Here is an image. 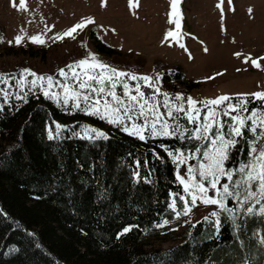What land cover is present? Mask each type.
Wrapping results in <instances>:
<instances>
[{"label":"trees","instance_id":"obj_1","mask_svg":"<svg viewBox=\"0 0 264 264\" xmlns=\"http://www.w3.org/2000/svg\"><path fill=\"white\" fill-rule=\"evenodd\" d=\"M95 29L90 37L97 54L113 65L120 64L116 58L124 59L123 67L135 69ZM6 52L47 56L43 46H10ZM154 68L167 89L180 85L189 91L197 85L184 79L179 66L157 59ZM250 106L263 107V102L254 100ZM83 120L102 126L82 105L63 108L41 92L23 99L0 97V264H264V217L258 212L244 211L234 219L220 213L219 232L213 218H202L180 242L146 247L147 236L172 238L169 225L156 228L175 221L169 204L173 193H183L172 155L192 153L197 144L190 138L195 125L184 116L176 120V135L147 132L145 140L116 126L108 129L107 139H89L80 133ZM254 138L247 129L237 137L226 169L249 161ZM227 205L233 208L230 198ZM126 226L134 227L118 238Z\"/></svg>","mask_w":264,"mask_h":264},{"label":"rangeland","instance_id":"obj_2","mask_svg":"<svg viewBox=\"0 0 264 264\" xmlns=\"http://www.w3.org/2000/svg\"><path fill=\"white\" fill-rule=\"evenodd\" d=\"M249 9L252 11L249 12ZM89 17L95 23L88 25L83 31L77 30L74 39L72 37H65L63 40L54 39L58 35H63L84 18ZM170 20L173 22L170 23ZM177 20L180 28L176 27ZM93 28H96L95 34L101 41L116 48L121 54H126L127 60L135 65V69L123 67L122 64L125 61L123 58H121L122 61L116 58V62L120 64L113 65L112 61L98 55L90 37ZM169 31L176 32L177 36L169 37L168 41H165V35ZM17 36L23 38L20 44L15 42ZM33 36L41 37L45 43H33L31 41ZM177 39L179 43L176 42ZM180 43L184 44L185 48H181ZM29 45L46 47L47 56L40 59L26 54H7L6 52L10 46L18 48ZM205 48L208 49L207 52L204 51ZM237 53L241 55L238 56ZM89 54H93L96 60L129 75L152 77L154 87L159 88L160 93L168 94L169 107L183 104L187 108L186 98L188 97L206 102L227 95L232 98L231 103L233 104L241 99L252 102L258 99L250 94L264 93V59H261L264 58V0H231V3L228 0H179L175 13L171 0H139V7L131 9L129 0H106V4L104 0H26V8H20L19 0H0V76L7 81L6 84L0 83V89L7 91L8 95L24 97L30 93H43L48 90L58 95V99L50 98L55 105L73 109L76 101L70 98L68 104L65 105V93L60 85H71L73 90L86 94V90L79 89L76 81L71 78V72L67 66L89 58ZM136 58H142L144 63L136 62ZM246 58L251 59L245 63ZM157 59L168 63L170 67L179 66L185 75L184 79L197 85L189 91L180 85L165 88L161 79L158 82L155 80L159 73L154 68ZM252 60H257L260 67H255ZM26 69L36 75H30L29 72H25ZM61 69L68 72L67 80L59 75ZM77 72H80V69H77ZM218 73L220 75H217ZM159 74L161 77V73ZM41 76L45 77V80L40 81L38 77ZM49 76L53 77L51 89H48L47 77ZM121 79L130 87H134L139 82L146 94L153 92V89L145 86L143 81L130 80L127 77ZM34 80L36 81L35 86L32 85ZM116 91L118 95H122V88L117 87ZM178 94L185 99H175ZM91 95L94 99L98 98L95 93ZM108 99L110 100V97ZM155 99L162 104L164 96L157 95ZM79 102L85 109L84 101L80 99ZM92 102L90 100L89 104ZM250 102L247 104L249 112L264 111V101H262L263 107H252ZM102 105L103 100L100 105L101 111H103ZM197 108L202 110L201 116L207 111L203 104H197ZM223 108L224 106L216 108L217 119L224 122V131L227 132L233 121L223 116ZM159 111L164 113L166 109L160 107ZM84 113L87 114L85 110ZM238 114L247 116L249 113L240 111L239 113L233 112L231 115ZM92 116L100 120L102 126L83 120L80 124L81 135L95 136L91 129L106 134L108 129L115 126L124 131L123 126L111 124L108 119L101 118L100 115L92 114ZM179 116H184V114L181 113ZM149 119L151 120V116ZM164 119L173 129L176 127V121L166 116ZM136 123H142V119L137 120ZM247 123L251 125L252 121L249 120ZM57 125L61 126L56 122ZM157 128H160V124H157ZM195 128L196 125L194 130ZM259 131L260 129H257V132ZM147 132L150 134V131ZM147 132L144 133L145 136ZM226 139H237V137H226ZM254 142L259 148L261 144H264V139L255 135L251 146ZM197 147L203 150L211 149L212 146L206 141L197 140L195 148ZM179 153L187 157L193 152H178L172 155L173 160ZM175 162L177 164L176 176L179 173L186 178L187 167L191 165L197 168L200 160L199 158L189 159L187 164ZM241 178L240 173L233 176L234 180ZM223 183L229 182L222 179L221 184ZM229 186L231 189L232 184L230 183ZM243 190V186L237 189L240 192ZM213 194L212 190H209V195ZM230 199L233 203L232 213H221H226L231 218L255 204V200H250L241 206L236 199ZM261 204H264V201H261ZM255 207L258 210L260 204H255ZM213 211H219L217 206L200 205L193 209L189 216H181L179 219L175 217V221L166 225L160 224L163 226H157L156 229L169 225L168 233L172 235V238H165L166 234L147 236L145 238L146 247L168 248L180 242L191 224L205 216L215 219L210 216Z\"/></svg>","mask_w":264,"mask_h":264},{"label":"snow or ice","instance_id":"obj_3","mask_svg":"<svg viewBox=\"0 0 264 264\" xmlns=\"http://www.w3.org/2000/svg\"><path fill=\"white\" fill-rule=\"evenodd\" d=\"M228 2L231 3V0H228ZM104 3L106 4V0H104ZM171 4L173 12L175 13L179 0H171ZM13 6H15V2H13ZM19 6L20 8H26V0H19ZM134 7H139V0H129V8ZM251 11L249 9V12ZM169 22L172 23L173 21L170 20ZM94 23L95 21L92 18H84L80 23H77L67 32L63 33V35H58L54 39L63 40L65 37H72L74 39V34L77 33V30L83 31L85 27ZM176 27L180 28L178 20L176 21ZM176 36V32L169 31L165 35V41H168L169 37L175 38ZM22 39L21 36H17L15 42L20 44ZM31 41L39 44L45 43L39 36L31 37ZM176 42L179 43V40L177 39ZM179 46L185 48V45L182 43ZM204 51L207 52L208 49L205 48ZM237 55L239 56L241 54L237 53ZM249 59L251 58H246L245 63ZM251 62L255 67H260L257 60H252ZM67 68L70 70L71 78L76 81L78 88L86 90V94L73 90L71 85L61 84L60 86L65 93V105L68 104V100L71 98L76 101L73 107L80 109L81 105L79 101L82 99L86 105V108L83 110L87 114L100 115L101 118L108 119V122L111 124L123 126L125 132L129 135L137 136L140 140H145L144 133L147 131H150V134L153 136L176 135L180 130V125L177 123L173 129L164 117L166 116L168 119L176 121L179 114L183 113L190 124L196 125L195 130L190 133V138L210 143L212 146L211 149L206 148L202 150L200 147H197L191 156L185 157L183 153H179V155L174 157V161H178L180 164H187L189 159L199 158L200 160L197 168L191 165L187 167L186 178L179 173L177 174V179L183 187V194L173 193L171 203L169 204V208L175 213L176 219H179L181 216H189L193 212V209L198 208L200 205H215L219 211L210 213V216L215 218L211 223L216 231L219 232L221 226L219 214L221 212L232 213V209L226 203L229 198L236 199L241 206L247 204L250 200H255V204H260L259 209L257 210L255 204H253L246 208V213L248 215H254L258 212L261 217H264V204H261V201H264V144H261L257 148L254 142L249 149L251 159L239 168L235 170L225 168V162L229 159L230 148H234L239 143L236 139H226V137H243L244 131L247 129L259 138L264 139V111L253 110L249 112L247 104L250 101L241 99L236 104H233L231 103L232 98L227 95L206 102L196 101L188 97L186 98L187 108L183 104L169 107L168 94L160 93V89L154 87L152 77H138L135 74L129 75L96 60L93 54H89V58L81 59L73 65H68ZM77 69H80V72H77ZM97 69L101 71L97 72ZM25 72H29V70L26 69ZM29 74L36 75L31 72ZM59 75L66 80L69 78L68 72H65L64 69L60 70ZM217 75L220 74L218 73ZM122 77H127L130 80L143 81L145 86L153 89V92L146 94L142 90L139 82L134 87H130L127 82L121 79ZM160 78V74L158 73L155 80L158 82ZM38 79L43 81L45 77L41 76ZM209 79H213V77H209ZM47 82L48 89H51L53 87V77H47ZM0 83L6 84L7 81L0 76ZM35 84L36 81H32V85L35 86ZM57 84H59V81H57ZM117 87L122 88V95L117 94ZM92 93H95L98 98L94 99L91 95ZM43 95L48 98L58 99L56 93H51L48 90H45ZM157 95L164 96L162 104L156 101L155 97ZM250 95L258 100L264 101V93H252ZM7 96L8 92L0 89V97L6 100ZM109 97L110 100L108 99ZM16 98L23 99L24 97L17 95ZM175 99L183 100L185 98L178 94ZM90 100L93 101L91 104H89ZM101 100H103V111H101L100 107ZM197 104H203L204 108L207 109L203 116H201L202 110L197 108ZM221 106H224L222 109L223 116H227L233 121L229 125L227 132L224 131V122L217 119L216 108H220ZM160 107H164L166 112L161 113L159 111ZM240 111L248 112L249 114L247 116H241L239 114L235 116L231 115L233 112L239 113ZM150 116L151 120L149 119ZM141 119L142 123H136L137 120ZM249 120L252 121L251 125L247 123ZM157 124H160L159 129L157 128ZM56 127L60 128L61 126L57 125ZM257 129H260V131L257 132ZM91 131L95 133V138H108L102 131L96 129H91ZM86 138L92 139V137ZM180 138H183V133H181ZM48 139H54L51 130L49 131ZM169 155H172V153H169ZM205 161L207 162L205 163ZM236 173L242 174L240 180L233 179ZM134 175L138 180L141 179L139 172H136ZM222 179H226L229 183L221 184ZM230 183L232 184L231 189L229 186ZM240 186H243V192L237 191ZM209 190H212L214 194L209 195ZM241 197L243 198L241 199ZM203 219L204 221H209V216H205ZM168 223H170L168 220L163 222L164 225ZM132 227L134 226H126L123 228L118 233V238L130 232ZM237 227L239 226L237 225ZM260 243L264 244V239ZM240 264H243V262H240Z\"/></svg>","mask_w":264,"mask_h":264}]
</instances>
